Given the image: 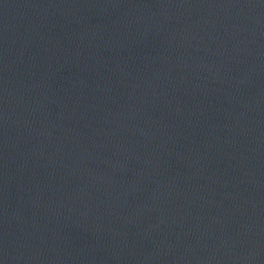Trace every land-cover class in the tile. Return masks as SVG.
Instances as JSON below:
<instances>
[{"label": "water", "instance_id": "water-1", "mask_svg": "<svg viewBox=\"0 0 264 264\" xmlns=\"http://www.w3.org/2000/svg\"><path fill=\"white\" fill-rule=\"evenodd\" d=\"M0 264H264V0H0Z\"/></svg>", "mask_w": 264, "mask_h": 264}]
</instances>
